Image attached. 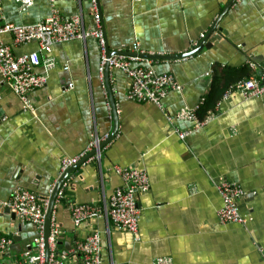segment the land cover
<instances>
[{
    "label": "crops",
    "instance_id": "crops-1",
    "mask_svg": "<svg viewBox=\"0 0 264 264\" xmlns=\"http://www.w3.org/2000/svg\"><path fill=\"white\" fill-rule=\"evenodd\" d=\"M98 2L110 54L130 53L137 44L140 54L165 56L143 59L156 73L171 74L180 88L161 107L134 103L127 99L125 74L111 69L114 121L94 39L47 44L44 50L0 36L14 54L36 52L53 62L35 69L46 85L28 94L33 113L0 82V202L19 189L50 199L66 176L64 199L55 201L53 212L61 231L57 251L67 253V262H77L80 256L71 253L76 244L97 232L105 264H264V97L245 99L234 91L250 78L264 77V0ZM54 7L62 18L80 15L84 28H92L87 0ZM1 12L10 23L36 24L50 16L51 5L33 0L21 12L15 0H2ZM67 86L72 89L62 91ZM221 90L204 112L205 100L212 104ZM183 110H194L202 125L179 119ZM186 131L190 135L179 139L178 132ZM95 134L114 135L99 157L87 152ZM85 152L92 158H81ZM64 158L81 159L63 171ZM114 166L145 170L150 180L148 192L137 198L136 235L117 230L104 214L123 186ZM222 181L244 190L238 207L245 224L220 223ZM71 202L101 216L77 228ZM36 232L0 205V238L11 240L4 261L20 258Z\"/></svg>",
    "mask_w": 264,
    "mask_h": 264
},
{
    "label": "built area",
    "instance_id": "built-area-1",
    "mask_svg": "<svg viewBox=\"0 0 264 264\" xmlns=\"http://www.w3.org/2000/svg\"><path fill=\"white\" fill-rule=\"evenodd\" d=\"M48 1L51 5V13L48 18L36 24L16 25L5 19L1 12L2 0H0V36L9 35L13 38L14 45L17 46L38 43L44 50L47 49V44H62L73 40L94 39L98 44L100 54L99 72L103 74L105 69L108 68L109 70L116 69L124 73L129 80L127 99L134 103L152 104L156 107H161L163 99L166 98L169 92L180 88L171 74L156 73L152 66L139 56L109 54L98 0H87L93 25L91 29L84 28L80 15L71 18H62L60 16L54 5L59 1L65 0ZM71 1L80 2L82 0ZM15 2L21 12H26L33 5V0H15ZM131 53L140 54L137 44L133 46ZM148 55L155 56L156 54L149 53ZM41 66L50 68L53 66V62L51 60H42L36 52L14 54L9 45L0 42V82L6 83L13 94L19 98L24 109L31 113H33L34 108L29 101L28 94L46 85V79L35 73V69ZM71 89L72 86H67L62 91L66 92ZM234 91H237L245 99L264 97V77L259 80L250 78L238 84ZM228 92H232V90ZM226 97L227 95H225ZM194 113V110H183L179 114V119L195 121ZM194 123L196 128L202 125L198 121ZM190 133V131L178 132V137L184 140ZM108 139L109 137L100 139L95 134L88 143L87 152H94L99 157L101 145H105ZM87 152L80 155V157L87 159L89 157ZM81 158H64L61 169L66 171ZM113 170L123 180V186L118 188L110 197L104 214L117 230L136 235L141 215L137 205V198L139 195L148 192L150 188L149 177L146 171L142 169L114 166ZM64 188V185L60 187L56 195V201L64 199ZM218 189L222 199V207L218 212L220 223L245 224L247 218L240 214L238 207L239 201L245 196L241 186L234 182L222 181ZM48 204L49 197L40 198L37 194L23 189L15 190L9 200L0 202V205L15 214L20 222L32 224L37 231L32 246L27 247L21 253L20 258L14 261H4L2 259L9 251L11 240L1 237L0 264H105L102 257L101 238L97 232L91 233L84 241L76 244L71 253L80 256L77 262H67V253H58L56 240L60 236L61 231L56 224L54 212H52L50 219L49 233L45 236ZM68 210L72 222L77 228L86 220L101 216L100 212L95 208L72 202L68 205Z\"/></svg>",
    "mask_w": 264,
    "mask_h": 264
},
{
    "label": "water",
    "instance_id": "water-1",
    "mask_svg": "<svg viewBox=\"0 0 264 264\" xmlns=\"http://www.w3.org/2000/svg\"><path fill=\"white\" fill-rule=\"evenodd\" d=\"M235 0H231L230 4H232ZM110 54V52H109ZM110 55H113V54H110ZM119 55H124V56H139L140 58H144V59H160V58H166L165 56H148V55H143V54H133V53H121ZM170 58V57H169ZM108 74H109V69L106 68L105 71H104V80H105V84H106V88L108 89V93H109V97H110V104L112 106V111H113V116H114V121L116 120V116L114 115L115 114V106H114V102H113V99L111 97V94H110V86H109V78H108ZM117 125V122H115V127ZM114 135L112 134L109 138V140L112 139ZM104 144H102L101 146H103ZM73 168H70L69 171H71ZM66 179V176H62L61 178H59V180L57 181V183L55 184V186L53 187L52 191H51V194H50V199H49V204H48V208H47V211H46V220H45V236L48 235L49 233V229H50V219H51V216H52V212H53V208H54V205H55V201H56V195H57V192L59 191L62 183L64 182V180Z\"/></svg>",
    "mask_w": 264,
    "mask_h": 264
},
{
    "label": "trees",
    "instance_id": "trees-1",
    "mask_svg": "<svg viewBox=\"0 0 264 264\" xmlns=\"http://www.w3.org/2000/svg\"><path fill=\"white\" fill-rule=\"evenodd\" d=\"M222 93H223V90H221V91H220V94L214 98L212 104L209 103V101H208L209 98H207V99L205 100V104H204V106H203V108H202V109H204V112H205L208 108L211 109V108L215 105L216 101L218 100V98L221 96ZM206 105H207V106H206Z\"/></svg>",
    "mask_w": 264,
    "mask_h": 264
}]
</instances>
